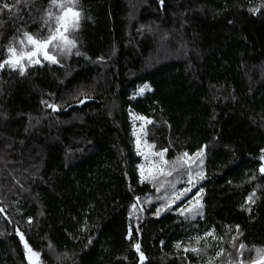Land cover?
<instances>
[{"label": "trees", "instance_id": "16d2710c", "mask_svg": "<svg viewBox=\"0 0 264 264\" xmlns=\"http://www.w3.org/2000/svg\"><path fill=\"white\" fill-rule=\"evenodd\" d=\"M131 3L78 0L76 48L0 68V264H30L19 234L39 264L264 261V0ZM0 9V62L59 11ZM137 117L165 168L203 151V178L147 181Z\"/></svg>", "mask_w": 264, "mask_h": 264}, {"label": "snow or ice", "instance_id": "6c2138e0", "mask_svg": "<svg viewBox=\"0 0 264 264\" xmlns=\"http://www.w3.org/2000/svg\"><path fill=\"white\" fill-rule=\"evenodd\" d=\"M20 0H16V3H19ZM52 7L58 9V14L53 13L51 9L48 10L47 17L44 20V24L47 26V35L39 36L33 35L28 32L23 33V38L19 40L20 48L9 46L8 58L2 62H0V68L5 66L11 67L13 69H18L20 73L23 75L25 72V61L29 66L40 64L41 60L49 61L51 63H57L56 55L53 54L55 51H59L61 54L70 53L73 48H76V42L74 39L70 38L71 33L79 29L81 13L77 10L78 0H51ZM2 9H8L11 11L9 4L4 3L2 5ZM0 9V10H2ZM49 21L52 23L49 24ZM78 54V53H77ZM144 90L141 89V93ZM137 119H143L142 117H137ZM151 123V121H148ZM158 155L163 159V153H158ZM197 157L203 156V151L196 154ZM188 154L185 153L184 157H187ZM183 159V158H181ZM185 164L188 163V160L183 161ZM261 172H264V168L260 169ZM143 176V170H141ZM158 174L163 176L172 175L171 172H164L162 168L158 169ZM197 176L203 178L202 173H196ZM192 177L189 176V181L191 182ZM163 187V185H161ZM190 191V189H186L185 193ZM178 198V197H177ZM251 200V197H249ZM197 206H199V202H197ZM2 211V209H0ZM208 235H212V233H208ZM21 239L24 237L21 235ZM137 250H139V245H136ZM180 247V245H177ZM241 248L244 246L241 245ZM25 248L30 253V256L38 257L37 253L32 252L31 248L28 247L25 242ZM189 249H185L188 251ZM193 252L198 251L197 248L190 249ZM258 252L264 250H257ZM223 254L222 252L220 253ZM144 257L141 255V260ZM264 264V261L261 262Z\"/></svg>", "mask_w": 264, "mask_h": 264}, {"label": "rangeland", "instance_id": "374dc122", "mask_svg": "<svg viewBox=\"0 0 264 264\" xmlns=\"http://www.w3.org/2000/svg\"><path fill=\"white\" fill-rule=\"evenodd\" d=\"M133 1L131 3V6H133ZM27 62V61H26ZM142 119H137L134 125H131V134H132V139H133V145L134 148L138 151V153L141 156V164H140V169L143 170V177L146 178L147 181L154 182L157 186H161L162 184V177H164L165 183L163 184V191L165 192L166 197L168 198L169 195L172 196L175 188L171 192V188L174 183H180L179 179L184 178V180L188 182L189 181V176L192 177L193 181L196 177V173H201V165H200V158L197 156L193 157H187L184 160H188V163L185 164L184 162L181 164L178 161H171L170 163L172 165H176L174 163H177V169L171 168L167 169L164 166H162L163 162H159L158 159L161 157L157 154L156 151L152 150L151 148V143H148L145 139V134L147 131V125H145V122H142ZM183 160V161H184ZM174 162V163H172ZM181 168H184V170H178ZM162 168L163 171L166 172H171L172 175L170 176H163L158 174V169ZM176 176L177 178H174L173 181H170V178L172 176ZM179 178V179H178ZM176 179V181H174ZM160 195L154 194L153 196L150 197V200L153 201L156 197ZM196 201H194L195 203ZM169 201L163 197V201L160 203V205H168ZM141 213L142 210L140 211ZM19 238L21 240V243L24 248V253L26 256V259L30 264H39L38 263V257L30 256V253L28 250L25 248V241L24 239H21V234H19ZM29 247V246H28ZM30 248V247H29ZM32 250V249H31ZM32 252L36 253L34 250Z\"/></svg>", "mask_w": 264, "mask_h": 264}]
</instances>
